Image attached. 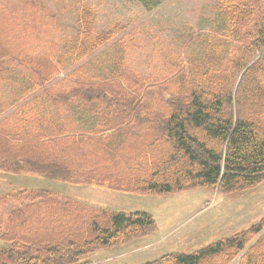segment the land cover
<instances>
[{"label":"trees","instance_id":"16d2710c","mask_svg":"<svg viewBox=\"0 0 264 264\" xmlns=\"http://www.w3.org/2000/svg\"><path fill=\"white\" fill-rule=\"evenodd\" d=\"M74 1L68 35L45 0L0 4V176L52 184L0 192V212L14 203L0 213V264H93L98 250L156 228L145 212L95 208L57 184L168 195L264 181V0H217L210 27L186 33L181 55L168 53L147 76L127 63L134 43L119 37L124 26L96 32L97 0ZM134 1L146 10L159 2ZM61 73L65 91L47 89ZM35 89L36 108L38 96L24 102ZM236 259L264 264V217L144 264Z\"/></svg>","mask_w":264,"mask_h":264},{"label":"rangeland","instance_id":"374dc122","mask_svg":"<svg viewBox=\"0 0 264 264\" xmlns=\"http://www.w3.org/2000/svg\"><path fill=\"white\" fill-rule=\"evenodd\" d=\"M45 1L50 10L58 14V20L67 26L65 34L74 33L76 1ZM216 1L159 0L152 9L146 10L134 0H97L95 31L106 30L114 22L120 23L124 29L119 37L134 43L127 57L128 65L142 76L160 73L162 62L166 60L168 53L181 55L186 33L202 32L210 27L209 24L215 18ZM63 73L55 76L49 87L60 86ZM20 186L35 188L51 184L40 179L0 176V192ZM57 189L62 194L67 191L66 194L91 197V201L108 204L114 211L125 209L124 211L145 212L155 222L153 232L124 245L95 252L89 257L93 264H144L171 252L191 253L246 229L264 217V181L252 189L234 193H221L218 187L168 195L111 192L120 196L118 200L107 194L94 196L98 193H93L90 187ZM115 200L119 202H113ZM13 205L11 202L3 205L0 213L4 215ZM231 264H237V259Z\"/></svg>","mask_w":264,"mask_h":264},{"label":"crops","instance_id":"0c3cea01","mask_svg":"<svg viewBox=\"0 0 264 264\" xmlns=\"http://www.w3.org/2000/svg\"><path fill=\"white\" fill-rule=\"evenodd\" d=\"M47 89H49V90H52L53 92H57V91H65L64 89L65 88H63V87H47ZM40 93H41V89H35L33 92H31L30 94H28L27 95V97L25 98V100H24V102H29L30 100H32L33 99V97L35 96H38V98L37 99H35V108L37 107V105H42V104H40V102H41V97H40ZM10 113V111L9 112H7V113H4L3 115H8ZM2 115V116H3ZM51 184V183H50ZM52 185V184H51ZM67 187H81V188H85V187H90V189H91V191L93 192V193H98V194H95L94 196H99V195H101V194H107V195H110V196H112L113 198H115V199H119V195H114V194H112L111 192H113V191H109V190H107V189H105V188H103V187H98V186H90V185H86V186H84V185H78V186H76V185H58L57 184V187L56 188H59V189H62V188H65V190H66V188ZM66 193H68L67 191H66ZM66 193H63V195H65V196H68V197H71V198H74V199H76V200H79V201H81V202H86V204H88V203H90L89 205L90 206H93V207H95V208H99V209H107V210H109V211H113V212H131V211H124L125 209H120V211H114V210H111L109 207H108V204H104L103 202H99V201H91V197H85L84 196V198H83V195H80V194H76L75 193V195L74 194H71V193H69V194H66ZM114 193H119V192H114ZM123 194V193H122ZM119 196V197H118ZM88 202V203H87ZM113 202H117L116 200L115 201H113ZM112 202V203H113ZM119 202V201H118ZM117 202V203H118ZM144 246V245H143ZM146 246V245H145ZM139 248H141V247H139ZM138 248V249H139ZM133 252V251H132ZM127 254V253H126Z\"/></svg>","mask_w":264,"mask_h":264}]
</instances>
